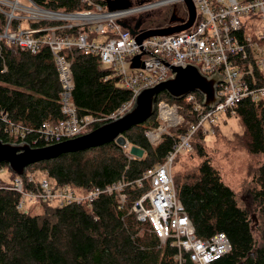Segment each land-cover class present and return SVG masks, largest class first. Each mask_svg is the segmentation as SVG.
<instances>
[{
  "label": "trees",
  "instance_id": "obj_1",
  "mask_svg": "<svg viewBox=\"0 0 264 264\" xmlns=\"http://www.w3.org/2000/svg\"><path fill=\"white\" fill-rule=\"evenodd\" d=\"M33 1L44 8L63 12L85 9L77 0ZM167 15L170 20L160 28L187 19L179 18L174 7L168 9ZM151 20L150 14L142 16L137 19L136 27L141 22L137 28L145 30V24ZM51 24L37 21L30 26ZM5 25L6 16L0 12V32ZM16 28L17 23L11 30ZM79 31V27L63 28L58 33L76 36ZM68 55L73 59L76 105L83 114L103 118L95 124L94 130L110 122V115L132 99V92L121 85L117 77L107 79L111 70L103 67L98 55L77 48ZM60 92L57 67L47 45L31 53L14 44H2L0 112H7L14 122L36 130L44 121H58L63 117ZM161 100L183 103L166 91L161 92L152 117L124 133L131 146L144 150L143 157L130 159L123 146L110 141L64 153L56 159L32 164L28 169L46 171L55 186L70 185L80 192L104 187L122 178L126 181L140 179L147 169L165 162L180 135L195 119L188 107L182 108L186 121L165 133L157 146L152 145L146 129L158 125L157 104ZM228 116L238 117L244 127V132L236 135L235 142L251 153H264V102L243 101L235 108V113H228ZM2 125L0 122V139L11 143ZM34 138L35 131L25 142L31 143ZM42 144L39 141L36 147H45ZM196 149L200 156L205 155L202 143ZM2 166L9 168L7 163H0ZM17 176L13 173L14 180ZM253 181L256 185L251 195L262 220L261 243L255 236L248 210L239 204L236 192L224 182L209 158L203 159L183 180L175 181L198 236L207 239L223 232L232 243V250L212 264H264V163L257 168ZM12 186L6 182L0 185V264H179L177 248L161 245L152 225L138 221L132 211L134 203L149 190V181L142 188L128 187L125 204H121L116 195L108 194H102L93 203L59 205L41 201L42 213L39 214L18 209L21 194ZM24 187L29 188L27 181Z\"/></svg>",
  "mask_w": 264,
  "mask_h": 264
},
{
  "label": "built area",
  "instance_id": "obj_2",
  "mask_svg": "<svg viewBox=\"0 0 264 264\" xmlns=\"http://www.w3.org/2000/svg\"><path fill=\"white\" fill-rule=\"evenodd\" d=\"M25 5L20 0H0V12L6 16V25L0 32L2 44H14L22 50L37 53L47 45L58 71L61 83L60 102L63 117L58 121H44L36 130L14 122L7 112H0L3 132L12 142H25L30 133L36 132L31 143L36 147L54 145L92 131L103 118L83 114L74 101L75 79L73 59L68 55L74 48L98 55L103 65H109L110 76L117 77L121 85L131 90L132 99L123 104L109 119H116L134 106L139 93L155 87L174 76L173 67L195 65L207 77L221 76L217 85V103L210 107L204 104V96L195 91L187 94L182 104L161 100L157 104V126H149L146 136L157 146L165 133L186 121L181 109L188 107L194 121L180 135L174 149L165 162L146 170L136 181L123 178L104 187H95L80 192L70 185L52 187L48 173L41 170L46 178L36 176L27 169L23 176H17L13 186L21 194L18 209L26 210V202H51L59 205L93 203L102 194L116 195L121 204L127 201V188H142L146 181L150 188L132 206L136 219L149 222L161 245L170 244L177 248L179 264H212L232 250L229 237L219 232L204 239L198 236L178 195L173 175V164L179 152H194L192 138L201 134H216L223 115L234 114L235 108L243 101L264 102V32L260 35L246 33L242 18L256 15L264 20V0H193L196 7L194 24L179 33L153 36L137 40L144 30L136 27L139 16L163 9L185 0H153L131 5L127 8L109 10L98 0H77L85 9L63 12L44 8L33 0ZM29 26L23 28L22 20ZM188 18L183 21L186 22ZM47 21L51 25L31 27V22ZM182 22V23H183ZM17 28L11 30L13 24ZM132 27L133 34L128 27ZM81 28L78 35H61L63 28ZM146 30V29H145ZM109 34L103 43L90 41L92 34ZM141 55L143 66L133 67V59ZM130 67V68H129ZM129 69L132 70L129 71ZM88 131V132H87ZM130 159L135 158L129 142L123 146ZM29 183L25 189L24 183ZM148 203V206L145 205Z\"/></svg>",
  "mask_w": 264,
  "mask_h": 264
},
{
  "label": "water",
  "instance_id": "obj_3",
  "mask_svg": "<svg viewBox=\"0 0 264 264\" xmlns=\"http://www.w3.org/2000/svg\"><path fill=\"white\" fill-rule=\"evenodd\" d=\"M109 10L123 9L131 6L127 0H105ZM188 8V20L186 22L164 28L146 29L137 36L142 42L153 36L170 35L190 28L196 19V7L193 0H185ZM137 24V27H139ZM123 26L135 34L136 31L122 23ZM143 62L141 55L133 59V67H141ZM174 76L161 82L155 87L143 89L137 96L134 106L124 115L107 122L100 127L79 137L66 140L45 147H32L28 142H4L0 139V163H7L10 170L23 176L32 164L56 159L64 153L84 150L115 141L121 146L128 143L124 133L134 125L146 122L155 113V104L158 95L166 91L175 100H181L191 92H199L204 96V104L210 107L216 105L217 85L222 81L221 76L207 77L195 65L187 67H173ZM130 152L137 158L144 155V150L138 146H131ZM255 217V216H254Z\"/></svg>",
  "mask_w": 264,
  "mask_h": 264
},
{
  "label": "rangeland",
  "instance_id": "obj_4",
  "mask_svg": "<svg viewBox=\"0 0 264 264\" xmlns=\"http://www.w3.org/2000/svg\"><path fill=\"white\" fill-rule=\"evenodd\" d=\"M127 1L131 5H136L142 2H151L153 0ZM20 2L25 5H30L28 0H20ZM170 7H174L179 18H188L189 13L185 2H179L152 13H148L150 14L152 20L145 24V29H156L164 26L165 21L170 20L167 15ZM146 15L147 14L141 15L139 18ZM181 22L182 21H180V23ZM242 23L246 33L249 35H260L264 32V20L258 19L256 15L243 17ZM151 24L153 27H151ZM22 26L23 28H27L29 26L27 19L22 20ZM109 37V34L94 33L91 35L90 41L103 43L107 41ZM103 67L107 69L110 68L109 65H103ZM129 71L132 72L131 69H129ZM243 132L244 127L238 117L223 115L217 126L216 134L207 135L202 138L200 137L201 134H197L191 140L192 145L195 148L194 152L185 150L179 152L177 159L173 164V175L175 181L178 179L183 180L186 175L197 169L203 159L209 158L211 163L221 174L224 182L236 192L239 204L248 210L252 220V227L255 236L257 237L259 243H261L260 224L262 220L260 210L254 203L251 191L256 185L253 181L254 174L257 168L264 163V153H251L243 146H239L235 142V137L237 134H242ZM199 143H202L205 148L204 156H200L197 152L196 146ZM35 172L38 178H46L41 171L35 170ZM47 179L50 181L51 186L54 187V180L49 176ZM1 182H6L8 184H14L15 182L13 179V173L7 166L0 167V185ZM26 208V210H31L33 214L42 213V207L39 202L36 201L27 200Z\"/></svg>",
  "mask_w": 264,
  "mask_h": 264
},
{
  "label": "flooded vegetation",
  "instance_id": "obj_5",
  "mask_svg": "<svg viewBox=\"0 0 264 264\" xmlns=\"http://www.w3.org/2000/svg\"><path fill=\"white\" fill-rule=\"evenodd\" d=\"M103 1H105V0H103Z\"/></svg>",
  "mask_w": 264,
  "mask_h": 264
}]
</instances>
